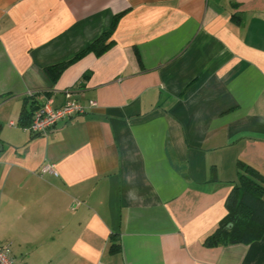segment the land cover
<instances>
[{
  "label": "crops",
  "instance_id": "0c3cea01",
  "mask_svg": "<svg viewBox=\"0 0 264 264\" xmlns=\"http://www.w3.org/2000/svg\"><path fill=\"white\" fill-rule=\"evenodd\" d=\"M115 16L108 47L79 55ZM47 97L96 105L33 134ZM240 165L264 184V0H0L14 264H264V236L205 244Z\"/></svg>",
  "mask_w": 264,
  "mask_h": 264
},
{
  "label": "trees",
  "instance_id": "16d2710c",
  "mask_svg": "<svg viewBox=\"0 0 264 264\" xmlns=\"http://www.w3.org/2000/svg\"><path fill=\"white\" fill-rule=\"evenodd\" d=\"M114 17L110 28L91 42L79 55L93 51L103 52L110 44L109 35L115 26ZM78 56V55H77ZM74 59V58H73ZM72 59L48 66L46 69L52 78H56ZM30 120L26 126L29 125ZM238 182L225 199L227 213L215 230L208 235L205 244L242 242L249 243L264 236V184L262 176L249 166L240 165ZM230 223V225H228Z\"/></svg>",
  "mask_w": 264,
  "mask_h": 264
},
{
  "label": "built area",
  "instance_id": "2783aa9c",
  "mask_svg": "<svg viewBox=\"0 0 264 264\" xmlns=\"http://www.w3.org/2000/svg\"><path fill=\"white\" fill-rule=\"evenodd\" d=\"M67 95V93H66ZM96 102L90 101L88 106L76 100H66L62 105L55 107L51 97L45 98L42 103L36 107L31 116L29 125L26 126L33 134H46L54 125L65 118H71L75 115L84 113L87 107H93ZM12 124V122H10ZM51 173L57 175L54 164L45 162L38 170V174ZM0 264H14V258L11 255L10 247L8 244L0 245Z\"/></svg>",
  "mask_w": 264,
  "mask_h": 264
},
{
  "label": "water",
  "instance_id": "95a60500",
  "mask_svg": "<svg viewBox=\"0 0 264 264\" xmlns=\"http://www.w3.org/2000/svg\"><path fill=\"white\" fill-rule=\"evenodd\" d=\"M228 225H230V223Z\"/></svg>",
  "mask_w": 264,
  "mask_h": 264
}]
</instances>
